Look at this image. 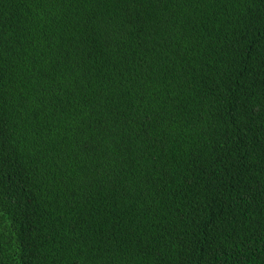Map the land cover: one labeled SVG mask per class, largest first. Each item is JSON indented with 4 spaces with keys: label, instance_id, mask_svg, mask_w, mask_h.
<instances>
[{
    "label": "trees",
    "instance_id": "trees-1",
    "mask_svg": "<svg viewBox=\"0 0 264 264\" xmlns=\"http://www.w3.org/2000/svg\"><path fill=\"white\" fill-rule=\"evenodd\" d=\"M0 264H264V0H0Z\"/></svg>",
    "mask_w": 264,
    "mask_h": 264
}]
</instances>
